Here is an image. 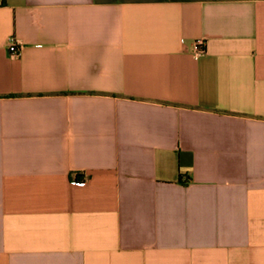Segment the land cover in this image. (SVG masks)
<instances>
[{
    "label": "crops",
    "instance_id": "obj_1",
    "mask_svg": "<svg viewBox=\"0 0 264 264\" xmlns=\"http://www.w3.org/2000/svg\"><path fill=\"white\" fill-rule=\"evenodd\" d=\"M0 264H264V0H0Z\"/></svg>",
    "mask_w": 264,
    "mask_h": 264
},
{
    "label": "built area",
    "instance_id": "obj_2",
    "mask_svg": "<svg viewBox=\"0 0 264 264\" xmlns=\"http://www.w3.org/2000/svg\"><path fill=\"white\" fill-rule=\"evenodd\" d=\"M9 49L12 56L19 57L21 55V48L16 42L15 38L10 39ZM206 52H207V42L205 40H199L195 42L194 44L195 55L201 56L206 54Z\"/></svg>",
    "mask_w": 264,
    "mask_h": 264
}]
</instances>
